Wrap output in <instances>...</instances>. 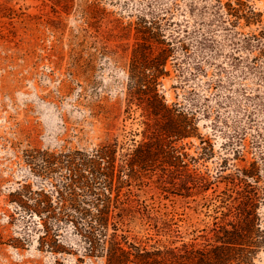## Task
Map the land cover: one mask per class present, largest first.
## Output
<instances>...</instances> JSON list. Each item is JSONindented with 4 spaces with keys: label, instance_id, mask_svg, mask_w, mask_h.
<instances>
[{
    "label": "rangeland",
    "instance_id": "374dc122",
    "mask_svg": "<svg viewBox=\"0 0 264 264\" xmlns=\"http://www.w3.org/2000/svg\"><path fill=\"white\" fill-rule=\"evenodd\" d=\"M219 1L224 8L218 0H0V264H106L85 256L81 228L46 227L35 203L47 198L62 216L87 209L84 187L64 188L68 163L84 174L82 159L100 145L133 147L156 129L129 88L152 81L142 69L160 60L159 92L192 125L177 145L189 166L135 181L119 234L163 252L214 243L250 194L241 181L257 190L264 230V0H241L249 24L226 14L238 0ZM254 264H264V247Z\"/></svg>",
    "mask_w": 264,
    "mask_h": 264
},
{
    "label": "trees",
    "instance_id": "16d2710c",
    "mask_svg": "<svg viewBox=\"0 0 264 264\" xmlns=\"http://www.w3.org/2000/svg\"><path fill=\"white\" fill-rule=\"evenodd\" d=\"M218 2L219 9L224 8L221 1ZM245 7L241 0L237 1L236 6L226 3V14L234 18V24H240L243 19L249 24L250 20L244 14ZM162 66L164 63L161 60L160 63L153 62L146 66L141 74L151 70L152 81L129 88V96L136 98L139 105L145 104L156 129L149 131L148 137L133 147L120 144L118 140L100 145L93 155L82 159L80 165L84 174L79 173L75 163H68L70 178H67L64 188L74 191L78 184L84 187L87 209L78 216L57 215L48 210L51 203L45 198L36 201L35 213L44 219L46 227L65 222L81 228L86 245L85 256L102 258L106 264H254L258 252L264 247V230H261L256 211L259 201L257 190L244 181L241 183L250 190V194L240 195L243 200L237 201L239 215L219 229L214 243L163 252L142 248L119 234L124 218L123 206L135 181L156 168L176 175L188 170L189 165L185 161L188 155L177 145L192 135V125L181 111L169 107L165 97L160 94L157 80L166 73ZM46 162L50 167L57 164L49 159ZM242 192L238 191L239 194ZM39 195L44 194L41 192ZM39 208H43V211ZM45 211L48 213L46 216L43 215Z\"/></svg>",
    "mask_w": 264,
    "mask_h": 264
}]
</instances>
